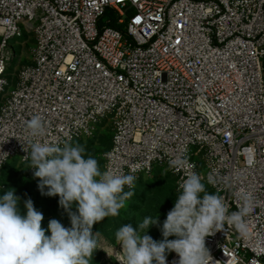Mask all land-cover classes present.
Instances as JSON below:
<instances>
[{
	"label": "built area",
	"instance_id": "2783aa9c",
	"mask_svg": "<svg viewBox=\"0 0 264 264\" xmlns=\"http://www.w3.org/2000/svg\"><path fill=\"white\" fill-rule=\"evenodd\" d=\"M108 9L124 30L102 22ZM29 33L33 61L13 84L14 46ZM33 115L48 124L41 142L61 146L110 122L103 171L139 165L125 191L159 167L177 182L217 169L216 186L203 182L229 214L242 204L234 192L252 191L248 234L225 223L205 246L211 264H264V0H0V170L29 168ZM175 157L190 167L169 170Z\"/></svg>",
	"mask_w": 264,
	"mask_h": 264
},
{
	"label": "clouds",
	"instance_id": "9594fccd",
	"mask_svg": "<svg viewBox=\"0 0 264 264\" xmlns=\"http://www.w3.org/2000/svg\"><path fill=\"white\" fill-rule=\"evenodd\" d=\"M30 135L35 139L23 147L28 153L24 159L29 169L39 178L38 188L42 195L59 196V205L70 218L71 227L66 228L56 219L48 223L47 231L42 227L44 216L36 210L29 198L24 201L26 213L19 209L20 197L14 190L0 196V264H90L97 247L98 232L93 226L108 216H116L134 193L131 189L136 177L131 174L139 165L131 167L130 174L114 171L101 172L98 160L85 155L86 149L79 143L65 141H43L48 124L40 115L26 121ZM105 157L112 159L111 153ZM186 159L175 157L168 161V169L178 172L188 169ZM207 183L216 186L221 177L213 168L206 177L187 171L178 183L179 193L174 207L168 212L161 232L164 239L154 241L146 229L159 225L158 217H145L135 227L125 224L115 233L122 246L117 253L120 264H167L166 250L178 254L173 264H211L212 257L205 246V238L220 231L224 224L234 227L241 235H247L249 223L246 219L253 211L254 194L245 188L234 192L242 201L237 211L229 214L225 198L205 190ZM226 187L232 185L224 180ZM47 189V191H45ZM203 193V196H201ZM75 205L76 211H73ZM176 236L175 240H169Z\"/></svg>",
	"mask_w": 264,
	"mask_h": 264
},
{
	"label": "rangeland",
	"instance_id": "374dc122",
	"mask_svg": "<svg viewBox=\"0 0 264 264\" xmlns=\"http://www.w3.org/2000/svg\"><path fill=\"white\" fill-rule=\"evenodd\" d=\"M112 12V16L116 18V13L113 10ZM35 45L36 39L33 33L26 34L17 40L14 46L15 56L10 65V72L16 75L13 84H16L19 69L32 63ZM112 133V125L107 122L101 125L93 137L79 142L86 149V157L91 155L98 160L101 172L105 165L104 154L111 145ZM162 171H156L159 172L158 174L142 175L144 181L138 184L134 194L126 200L125 206L119 210V214L108 216L93 226V232H98L99 235L96 237L97 247L93 252L90 264H116V259L103 249V241L111 246H120L115 239L116 231L129 223L135 227L145 217H152L153 219L158 217L159 220V225L153 224L145 230L147 235L157 242L164 239L161 228L168 212L174 207L179 193L174 175L165 168ZM38 183L39 178L32 175L27 165L13 163L0 171V196L8 190H14V194L20 197L19 209L22 213H26L24 201L30 198L36 210L42 212L44 216L42 227L46 230L47 235H50V231L47 229L51 219L58 220L66 228L71 227L68 213L59 205V196L42 195ZM205 190L212 194L211 188L206 183ZM72 210H77L75 205ZM176 238V236H171L168 239L175 240Z\"/></svg>",
	"mask_w": 264,
	"mask_h": 264
},
{
	"label": "trees",
	"instance_id": "16d2710c",
	"mask_svg": "<svg viewBox=\"0 0 264 264\" xmlns=\"http://www.w3.org/2000/svg\"><path fill=\"white\" fill-rule=\"evenodd\" d=\"M112 10L111 9H108L107 10V12L105 13V15H104V17H103V20H102V22H105V23H108L109 25H111V26H114V27H117V28H120V29H122V30H124V24H119V23H117V21H116V18H114L113 16H112ZM91 138V137H90ZM87 139H89V138H87ZM86 140V139H85ZM84 140H80V141H78L77 143H79V142H83ZM74 144H76V143H74ZM111 144H112V138H111ZM110 147H111V145H110ZM109 147V148H110ZM108 148V149H109ZM107 149V150H108ZM13 163H18L17 162V160L15 159V160H12L11 162H9L8 164H6L0 171H2L6 166H8V165H11V164H13ZM163 170V167H159V168H156L155 169V171H154V173H159V172H161ZM156 171H159V172H156ZM163 172V171H162ZM171 173V172H170ZM172 174V173H171ZM175 177V176H174ZM176 178V177H175ZM142 181H144V179H143V177H140L137 181H136V185H135V187L133 188V190H131L132 192H134V190H135V188H137V186H138V184L139 183H141ZM176 181H177V178H176ZM212 190V189H211ZM212 194H214V191L212 190ZM116 264H118L117 262H116Z\"/></svg>",
	"mask_w": 264,
	"mask_h": 264
},
{
	"label": "bare ground",
	"instance_id": "6f19581e",
	"mask_svg": "<svg viewBox=\"0 0 264 264\" xmlns=\"http://www.w3.org/2000/svg\"><path fill=\"white\" fill-rule=\"evenodd\" d=\"M104 249L109 253L117 256L118 252H122V246H111L109 243L104 242L102 243Z\"/></svg>",
	"mask_w": 264,
	"mask_h": 264
}]
</instances>
